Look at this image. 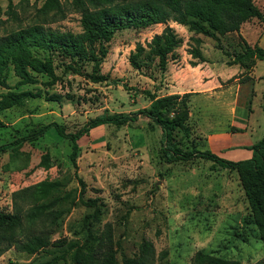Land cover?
Instances as JSON below:
<instances>
[{
  "label": "rangeland",
  "instance_id": "obj_1",
  "mask_svg": "<svg viewBox=\"0 0 264 264\" xmlns=\"http://www.w3.org/2000/svg\"><path fill=\"white\" fill-rule=\"evenodd\" d=\"M43 2L0 0V35L36 22L61 31H81L80 12L72 0H59L62 13H53V10L41 13L39 7ZM253 2L264 13V0ZM168 23L183 37L182 44L176 49L178 57H170L179 65L180 60L189 54V45L194 43L189 38L192 32L176 21L169 20ZM163 26L164 23H154L142 28L116 30L106 42L108 51L99 72L108 76L101 81L64 71L68 58L55 52L56 71L61 79L50 91L62 93L61 100H46L38 96L27 99L23 105L0 112V145L11 141L7 147L0 149V210L14 209V190L43 178L59 179L62 184L53 194L70 193L75 200L71 201L69 196L56 205L62 209V214L50 237L52 240L66 237L68 241L81 242L86 234L83 217L92 210L78 199L80 184L77 177L81 176L86 183L83 196H97L99 202L106 205L101 220L94 225L102 227L105 221L112 223L116 256L120 263L123 255H132L138 250L139 242L145 237L153 242L157 255L161 250L167 251L170 264H197L193 261L197 250L237 258L242 264H250L264 255V244L250 215L236 171L221 168L212 160L200 157L167 162L161 156V129L149 117L138 115L135 120L119 126L104 123L91 127L78 139L76 167L70 159V139L61 136L54 127L33 140L17 138L29 133L35 125L51 120L62 123L65 131L74 132L95 116L113 112L131 113L148 105L150 99L143 91L154 90L161 94L166 87H170V82L160 78L163 73L156 59L150 65L135 68L128 56L138 41L146 43ZM258 29L264 31V22L254 16L245 21L242 32L248 37ZM199 35L204 53L214 60L225 62L229 58L228 54L218 49L215 50L218 54L212 52L213 38ZM233 41L234 37L223 38L230 51L237 49ZM80 65L84 70L91 69L89 61L84 60ZM262 70L264 59H258L255 72ZM198 75L197 69L189 68L184 78L196 85ZM15 80L16 76L10 71L9 83L13 84ZM232 83L235 84L229 92L236 96L241 110L246 109L245 117L249 113L251 122L261 114L260 119H263V112H259L256 100L255 103L252 100L253 79L243 82L235 79ZM4 89L0 86V91ZM252 104L254 113L251 112ZM225 106L214 105L209 100L206 102L200 95H195L190 102L194 112L191 127L200 122L198 127L204 134L205 127L212 123L217 132L228 131V136H221V141L213 144L216 149L222 148L221 152L211 149L206 136L201 134L198 139L196 129L181 145L190 147L199 144V148L210 149L227 159L250 157V142L232 146L235 143L231 141L230 132L237 131L242 139L256 140L260 135L258 132L249 133L246 125L238 120L235 126L228 125L230 114ZM45 151L50 154L48 167L40 163ZM40 223L25 222L22 233L38 231L43 227ZM62 247L49 244L28 253L11 246L0 254V264H39L51 259L54 254H60ZM55 264H72L70 253L59 258ZM155 264L160 263L156 261Z\"/></svg>",
  "mask_w": 264,
  "mask_h": 264
},
{
  "label": "trees",
  "instance_id": "obj_2",
  "mask_svg": "<svg viewBox=\"0 0 264 264\" xmlns=\"http://www.w3.org/2000/svg\"><path fill=\"white\" fill-rule=\"evenodd\" d=\"M80 12L81 31H61L36 22L12 29L0 35V112L12 106H20L29 98L43 96L46 100L59 101L62 93L50 91V88L61 79L54 62V53L68 58L64 71L82 74L92 81H101L107 74L99 72L103 58L107 54L106 42L116 30L134 27H147L154 23H164L159 32L142 43L138 41L130 51L128 59L135 68L150 65L156 59L159 68L166 69L170 57L177 58L176 51L183 42L169 20L180 23L191 31L189 38L194 43L187 52L191 55L188 62L194 66L206 60L203 54L200 33L214 39V46L228 54V64H244L247 69L229 77L225 82L235 78L239 82L252 79L249 69L256 58L264 59V47L257 42L250 43L240 33L242 23L257 16L264 22V13L253 0H72ZM9 5L10 2H9ZM41 13H62L59 0H44L39 7ZM230 31L239 35L238 47L230 51L223 42L222 36ZM195 34V35H194ZM89 61L91 69H82L80 63ZM10 71L16 76L13 84L8 81ZM45 77V78H42ZM262 91V108L264 114V75ZM40 84V85H39ZM34 85L33 87H30ZM24 86V87H23ZM150 99L148 105L131 113L113 112L91 118L85 125L74 132L65 131L64 125L56 120L35 125L29 133L17 137L35 139L50 127L71 141L70 159L76 167V156L79 147L78 139L89 132L93 126L104 123L122 125L135 120L138 115L149 117L161 129V156L167 162L187 160L194 157L210 159L221 168L236 171L243 189L247 207L252 216L260 238L264 244V135L249 147L252 155L242 159H227L210 149H201L199 144L183 147L181 142L189 138L192 128L189 123L190 95L193 91L172 92L158 95L154 91H143ZM69 96V94H68ZM248 108L251 106L248 104ZM2 121L0 120V124ZM11 142V141H10ZM9 143L0 145V149ZM40 163L50 165L49 151L41 155ZM79 201L92 210L83 217L86 230L84 239L68 241L66 237L51 239L52 230L56 228L62 209L56 207L70 193L53 194L61 186L59 179L43 178L32 184L16 189L12 193V211L0 210V254L14 246L16 249L34 253L49 244L62 247L60 254L39 264H55L59 258L70 253L72 264H170L167 251L155 253L153 242L142 238L138 250L132 255H123L120 263L113 237V226L105 221L102 227L95 226L101 220L106 205L99 198L83 196L86 183L78 176ZM25 205V206H24ZM40 221L43 226L38 231L22 233L25 222L34 224ZM197 264H242L237 258L222 257L212 252L197 250L193 256ZM250 264H264V255Z\"/></svg>",
  "mask_w": 264,
  "mask_h": 264
},
{
  "label": "crops",
  "instance_id": "obj_3",
  "mask_svg": "<svg viewBox=\"0 0 264 264\" xmlns=\"http://www.w3.org/2000/svg\"><path fill=\"white\" fill-rule=\"evenodd\" d=\"M244 23H245V21L242 23V25L240 27V33L245 37V39L248 42H250V43L257 42L262 47H264V44L262 45V36L264 35V31H262L260 29H258V31H255L256 30L255 29L247 37L242 32ZM227 34H229V35H227ZM227 36H230L232 39L234 37L233 44L236 45V47H238V41H239L238 32L237 31L227 32L226 34H224V36H222V39L226 38ZM216 49H218L221 52V50L215 46H213V48H211L212 52L218 54L219 52H216L215 51ZM203 54L205 55L206 60L198 62V64H196L194 66H192L188 62V58H191L189 54H187V57L184 60L183 59L180 60L181 63L179 65H177L176 62H172V60L169 59L167 62L166 69L162 71L163 76H161L160 78L163 77L162 79L169 81L170 83H168V84L170 85V87H166V91H164L163 93H161V94L157 93V94L162 95V94L172 93V92L182 93L184 91L191 90V91H193V93L190 95V102L194 98L195 95H200L205 99L206 102H207V100H209V102L214 104V105L216 104L219 106L220 105L223 106L225 104V105H227V106H225V108L228 107V112L230 114V122L228 123V125L235 126L236 121L238 120V121H241L240 124L244 123L246 125L245 127L247 128L248 132L249 131L251 133L252 132H255V133L258 132L260 137L263 136L264 135L263 134L264 133V118L260 119V117H261V114H260L258 117H256L254 120H251V122H250L249 113H247V117H245L244 112L246 111V109L243 108V110H241L240 105L236 101V96L233 95V92L232 93L229 92L231 86H233L235 83H232L233 81L232 82H225L229 77L243 71L244 69H247V67L244 64H240V63L228 64L226 61L224 62L220 59L214 60L209 54H206L204 52H203ZM258 59L259 58L255 59V62L252 65V67L250 68L248 73L252 77L253 83L255 85L254 86V93L252 95L253 103H255V100H256L255 105L258 106L259 112H261V111L263 112V108H262L263 78H262V76L264 75V70H262V72H258V73L255 72V68L258 64ZM189 68H195L199 72V75H198L197 81H196L197 82L196 85H192V82H189L184 78V73L185 72L187 73ZM235 79H234V81H235ZM223 85H228L229 87H223ZM152 91H154V90H152ZM196 105H198V103ZM251 112L254 113L253 104H252V111ZM193 114H194V112L190 108L189 123L190 122L193 123V117H192ZM263 116H264V114H263ZM197 122H198V120H197ZM199 124H200V122L197 125L192 124L193 126L191 127L192 131L196 129L195 132L198 134L197 138L200 139L199 136L201 134H202V136H206L207 142L209 143V146L211 147V149H213L214 151H217V152H221L222 148L216 149V146L214 147L213 144L219 143L221 141L220 139L222 138L221 136H223L225 134L226 135L229 134V133H227L228 131L227 130H223V131L220 130V132H217L218 130L216 131L213 128L214 124L208 123L207 127H205L206 131L203 134L201 129L198 127ZM230 133H231L230 134L231 141H232V143L233 142L235 143V144H232V146L233 145H235V146L241 145V143H245V142L246 143L250 142V144H252L253 142H255L256 140H258L260 138L259 137L256 140H254L253 138H248V137L242 139L241 135H238L237 131H233ZM250 144H248V145H250ZM236 159H238V158H233V160H236Z\"/></svg>",
  "mask_w": 264,
  "mask_h": 264
}]
</instances>
